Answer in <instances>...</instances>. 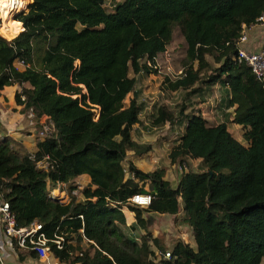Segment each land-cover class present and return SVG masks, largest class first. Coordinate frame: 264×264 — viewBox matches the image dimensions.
Listing matches in <instances>:
<instances>
[{"label": "trees", "instance_id": "obj_1", "mask_svg": "<svg viewBox=\"0 0 264 264\" xmlns=\"http://www.w3.org/2000/svg\"><path fill=\"white\" fill-rule=\"evenodd\" d=\"M29 1L13 33L0 31V95L18 85L15 103L35 123L46 116L53 130L28 153L0 125V196L17 226L39 223L50 252L65 264H264V82L236 59L242 24L264 13V0H120L111 10L108 0H32L28 10ZM177 28L186 62L167 89L198 93L220 85L225 110L233 108L225 117L242 127L248 146L225 121L212 125L191 114L179 122L183 132L169 151L172 163L184 160L190 169L171 181L127 159L149 147L132 137L142 105L125 99ZM206 55L217 65L209 66ZM151 117L155 126L172 121L164 105ZM190 160L200 167L191 169ZM82 175L90 182L78 189ZM61 184L67 203L49 196ZM137 193L149 194L150 204H132ZM123 206L134 214L129 228ZM179 213L193 245L168 248L149 230L137 231L147 214Z\"/></svg>", "mask_w": 264, "mask_h": 264}, {"label": "rangeland", "instance_id": "obj_2", "mask_svg": "<svg viewBox=\"0 0 264 264\" xmlns=\"http://www.w3.org/2000/svg\"><path fill=\"white\" fill-rule=\"evenodd\" d=\"M27 1L28 0L21 6L19 4L16 8L18 11L15 9L16 12H12L11 21L14 24L15 16L25 9ZM109 1L117 3L120 0H108V2H106V7L111 10L112 5ZM31 2L32 0L29 1V5L27 6L28 10ZM2 22L3 17L0 13V23ZM251 30L259 31L260 34H264V28L262 27H255ZM258 45L259 42H256V47ZM185 55L186 44L177 28L174 31L172 41L166 47L165 51L158 53L155 57L154 64L149 65L151 71L148 73L141 72L139 75H136L134 91L125 99V104H128L131 98H136V101L142 105V111L139 115L140 121L134 126L132 135L135 140L149 147L147 152L138 156L129 153L128 158H132L136 166L141 169L162 170L164 177L170 180L178 179L181 173L190 169V167L185 164L184 160L172 163L169 157V151L174 144L173 142L183 132V126L179 125V122H182L185 117L191 114L202 115L206 118L208 123L212 125L225 121L232 136L238 139L242 145L248 146V141L243 136L244 131L242 127L233 124L225 117L229 112L225 110L226 102L222 101L225 90L220 85L217 84L209 88L207 86L198 93H189L180 90L171 92L167 89L169 82L174 81L181 74L183 62H186ZM205 58L209 66L217 65L210 55H206ZM194 68H196V64H194ZM209 68L202 71L203 78H207L211 73ZM11 92L12 91H8L10 97ZM11 99H13V96ZM4 100L8 101V98H4ZM162 105L166 106L167 111L172 114V121H167L160 126H155L151 123V115L155 114L156 110ZM4 106H6V104ZM180 108H182V115L178 113ZM28 113L29 112H27V115ZM40 122L35 123L34 121L32 124L27 122L29 130L33 132L32 137L36 136L38 139L44 138V134H41L43 133L42 126H46V123ZM40 130L41 132L39 133ZM37 138H35V140ZM190 162L191 169L197 170L200 167L199 160H190ZM67 189L66 186L65 191L69 199ZM53 190H57V188ZM75 195L77 194L75 193ZM131 216L132 215H130V217ZM146 217L148 219L146 227L138 229V232L143 233L149 230L152 236L159 238L163 242L162 244L168 248H171V246L178 241L192 243L191 228L188 223L184 221L182 213H179L177 216L168 214H147ZM152 247L156 251L158 250L155 246L152 245Z\"/></svg>", "mask_w": 264, "mask_h": 264}, {"label": "built area", "instance_id": "obj_3", "mask_svg": "<svg viewBox=\"0 0 264 264\" xmlns=\"http://www.w3.org/2000/svg\"><path fill=\"white\" fill-rule=\"evenodd\" d=\"M255 27L264 28V13H262L256 21L246 26L242 24V30L237 41V55L236 59L239 62H243L248 65L252 73L261 82H264V49L262 45H259L256 49L250 47L249 45V34L248 32ZM95 117H97V110H95ZM28 120L32 124L37 121V118L31 113H28ZM46 123V126H42L41 134L48 135L53 130L52 122L43 116L39 119V122ZM40 122V123H41ZM37 165H41L40 162ZM62 184L57 186V190L53 188L49 192V196L53 199L56 198L60 203L68 202V195L65 190H62ZM76 191V190H75ZM73 191V192H75ZM132 204L138 205L140 207H146L150 204L151 196L145 193H137L133 195L130 199ZM0 224L3 229L5 237L17 243L19 247L27 248L32 250L37 254L40 260L45 262L50 260V248L48 245V239L45 237L44 233L41 231V225L34 222L30 227H18L15 214L10 210L9 203L0 196ZM58 248L62 247V238H56L53 240ZM52 256V255H51ZM0 264H5L0 251ZM53 264H59L58 260H55Z\"/></svg>", "mask_w": 264, "mask_h": 264}, {"label": "crops", "instance_id": "obj_4", "mask_svg": "<svg viewBox=\"0 0 264 264\" xmlns=\"http://www.w3.org/2000/svg\"><path fill=\"white\" fill-rule=\"evenodd\" d=\"M109 2H111V5L113 7L115 3H112V1H109ZM18 29L20 30V27H18ZM248 34H249L248 39H249L250 47L256 49L259 45L263 44L264 34H260L259 31H255V30H250L248 32ZM256 42H259V45L257 47H256ZM18 89H19L18 85H11V86L4 87L3 90L1 91V95H0V125L3 128V133H4L3 135H5L6 137L7 136L10 137L14 141L15 144L16 143L22 144L24 149L26 150V152L33 153L35 151V142L38 138L36 136L32 137L33 132H31V130H29V127L27 125V122H29L28 115H27L28 110L24 106L18 105L15 103L14 94ZM8 91H12L11 97H10ZM12 96H13V99H11ZM4 98H8V101H5ZM10 100H12V101H10ZM5 104H6V106H8V105H10V106L6 107V106H4ZM2 106H4V107H2ZM227 111L232 112L233 108L228 109ZM235 125H237V124H235ZM134 126L132 128V131L134 129ZM132 137H133V135H132ZM35 138H37V139L35 140ZM236 140H238V139H236ZM135 141L138 142L137 140H135ZM138 143L141 144L140 142H138ZM129 153H131L132 155H135V156H138L141 154H134L133 152H128V154H127V159L130 160L136 166V164L134 163V160L130 157L128 158ZM137 168L144 171V172L154 171V170H144V169H141L139 167H137ZM166 179H168V178H166ZM168 180H170V179H168ZM176 180H178V179H175V180L173 179L171 181H176ZM89 182H90L89 176L82 175L81 177H79L75 180L74 185H76L78 189H81L86 184H88ZM61 187H62V190H65V184H62ZM121 210H122V212L126 218V225L125 226L129 228L131 225H133L135 223V218H133L134 214L126 206H123L121 208ZM130 215H132V216L130 217ZM187 243L192 244L193 243V237H192V243H190V242H187ZM0 251H1V255L3 257L5 264H53L55 262V260H57V258H55L52 254H50V260L47 262H45L44 260H40L37 256H36V258H32L28 255L24 256V254H19L17 249L14 246V242L12 240L8 239L7 237H5L1 224H0ZM59 264H65V263L59 262Z\"/></svg>", "mask_w": 264, "mask_h": 264}, {"label": "bare ground", "instance_id": "obj_5", "mask_svg": "<svg viewBox=\"0 0 264 264\" xmlns=\"http://www.w3.org/2000/svg\"><path fill=\"white\" fill-rule=\"evenodd\" d=\"M19 4V0H0V13L3 17V22L0 23V31L2 33L8 35L13 33L15 27L11 21V15L12 12L15 11V9L19 6Z\"/></svg>", "mask_w": 264, "mask_h": 264}, {"label": "water", "instance_id": "obj_6", "mask_svg": "<svg viewBox=\"0 0 264 264\" xmlns=\"http://www.w3.org/2000/svg\"><path fill=\"white\" fill-rule=\"evenodd\" d=\"M54 200L58 201L56 198H54ZM59 202V201H58Z\"/></svg>", "mask_w": 264, "mask_h": 264}]
</instances>
